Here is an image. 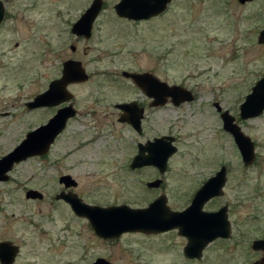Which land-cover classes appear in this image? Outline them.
Wrapping results in <instances>:
<instances>
[{"label": "rangeland", "instance_id": "rangeland-1", "mask_svg": "<svg viewBox=\"0 0 264 264\" xmlns=\"http://www.w3.org/2000/svg\"><path fill=\"white\" fill-rule=\"evenodd\" d=\"M3 1L0 157L55 112L28 110L26 102L61 75L63 61L80 60L89 76L67 85L76 115L47 153L14 164L9 179L0 182V241L18 246L13 264H91L97 257L112 264L245 263L243 247L232 244L264 236V111L242 120L239 104L264 72V47L257 41L264 0H172L160 18L137 25L118 18L113 9L118 0H102L89 40L75 39L69 28L92 0ZM144 69L169 84L193 88L197 96L151 110L138 133L118 121L112 104L140 98L120 72ZM213 101L254 141L253 164L243 165ZM159 134L173 136L177 147L166 171L130 169L137 141ZM222 164L228 170L225 195L233 205L235 235L215 242L199 261H185L174 237L170 248L161 245L169 236L98 237L87 219L55 198L65 189L59 176L69 175L76 181L70 190L88 204L145 207L163 191L172 206L181 207ZM156 177L163 179L161 188L145 186ZM28 189L41 192L42 199H27Z\"/></svg>", "mask_w": 264, "mask_h": 264}, {"label": "water", "instance_id": "water-1", "mask_svg": "<svg viewBox=\"0 0 264 264\" xmlns=\"http://www.w3.org/2000/svg\"><path fill=\"white\" fill-rule=\"evenodd\" d=\"M244 2L246 0H239ZM170 0H119L114 4V11L118 16L128 18H147L165 10ZM102 6V0H92L90 6L81 14L72 26V32L79 35H89L90 27ZM3 6L0 1V21L3 17ZM259 43H264V28L257 36ZM123 75L130 77L143 91L153 97V104H163L166 96H171L174 104L192 99L190 91L180 85H168L150 73H134L124 71ZM87 74L79 61L66 60L63 62L62 75L53 80L48 90L38 94L33 101L27 102V108L41 105H55L61 101L69 100L71 94L66 90L69 82L84 81ZM162 92V96L160 93ZM124 113L120 121H127L138 130L140 110H135L133 104H120ZM264 110V74L251 87L239 105V117L248 119L256 117ZM75 114L72 104L59 109L46 123L28 131L24 138L8 153L0 157V182L9 179L8 172L13 165L33 156H42L47 153L55 137L62 131L68 118ZM222 127L229 132L236 144L241 161L245 166L251 165L255 159V146L249 135L245 134L235 121V117L228 110L220 114ZM139 131V130H138ZM173 138L162 136L148 142L146 146L138 144V152L130 164L131 169L142 165H154L160 172H164L168 158L176 152L177 148L172 143ZM144 151L147 154L144 155ZM59 183L64 187L75 186L76 181L69 175H61ZM160 179L148 181L147 187H156ZM226 181L225 165H222L213 175L208 177L196 190L191 203L181 211H173L165 204L164 195L154 198L146 207H130L126 204L118 205H91L83 202L76 193L60 191L56 199L67 202L73 212L87 218L94 233L104 239L118 237L128 231H161L178 226L180 233L187 235L189 243L195 247H186L190 257H199L204 245L219 236L229 234L228 221L224 208L215 212L202 209L203 204L211 197L221 195L222 187ZM27 199H42L41 192L28 189L25 192ZM226 227V232H225ZM198 243V245H197ZM253 248L264 249V239L253 241ZM18 252V246L9 240L0 241V264H13ZM92 264H110L105 258L98 257Z\"/></svg>", "mask_w": 264, "mask_h": 264}, {"label": "flooded vegetation", "instance_id": "flooded-vegetation-1", "mask_svg": "<svg viewBox=\"0 0 264 264\" xmlns=\"http://www.w3.org/2000/svg\"><path fill=\"white\" fill-rule=\"evenodd\" d=\"M1 2H2V6H3V17H2V19H1V21H0V26L2 25V22H3V20H4V18L6 17V15H7V12H6V8H5V1H3V0H0ZM119 1V0H118ZM172 0H170V2H171ZM252 1H254V0H246V1H244V2H240L239 0H238V2L239 3H241V4H245V3H249V2H252ZM92 2V1H91ZM91 2H90V4H91ZM169 2V3H170ZM169 3H167V5H166V8H167V6H168V4ZM89 4V5H90ZM89 5L85 8V10L89 7ZM102 5H103V2H102ZM113 7H114V5H113ZM165 8V9H166ZM101 9H102V6H101ZM101 9H100V11H99V13L97 14V17L93 20V22H92V24H91V27H90V31H89V35L88 36H85V35H79V34H77V33H74V32H72V26H73V24L78 20V18L81 16V14L84 12H81L80 14H79V16L74 20V21H72L71 22V24H70V28H69V32L72 34V36L75 38V39H77V40H89L90 38H92L93 37V35H94V32H95V22H96V20H97V18H98V15L100 14V12H101ZM114 9V8H113ZM163 12H164V10L163 11H161V12H159L158 14H155V15H151V16H149V17H147V18H141V19H135V18H128V17H121V16H118L116 13V15L118 16V18L119 19H121V20H124L125 22H128V23H130V24H134V25H137V24H140V23H143V22H147V21H151V20H153L154 18L156 19V18H160L161 17V15L163 14ZM263 28H264V26H263ZM262 28V29H263ZM261 30V29H260ZM259 30V31H260ZM259 33V32H258ZM257 36H258V34H257ZM259 43V42H258ZM261 46H263L264 47V43H259ZM69 48H70V50H72V51H75V46L74 45H70L69 46ZM66 60H75V61H79L80 62V64H81V66L83 67V69H84V66H83V64H82V62L80 61V60H78V59H76V58H68V59H66ZM65 60V61H66ZM65 61H63V62H65ZM63 62H62V66H63ZM85 70V69H84ZM124 71H128V72H134V73H150V74H152L153 76H155L156 78H158L160 81H163L162 79H160L159 77H157L152 71H150V70H136V71H129V70H121V72H120V74H121V76L125 79V80H128V82L135 88V90H137L138 91V93L141 95L140 96V98H132V99H129V100H123V101H121V102H114L113 104H112V106H114L115 107V109L118 111V115H119V117H118V121L119 122H124V123H127V124H129L132 128H134L133 126H132V124L131 123H129V122H127V121H120L119 120V118L121 117V115L124 113V111L120 108V104H130V103H132L133 104V108L135 109V110H137V111H139L140 110V117H139V128H138V130H136L135 128V130L138 132V133H140V132H142V130H143V128H144V126H143V123H144V121H146V118L147 117H149V113L151 112V110L152 111H155V110H158L159 108H162L163 106H165V105H172V106H174V107H177V106H180V105H182V104H184V103H186V102H191V101H193V100H195L196 99V93H195V90L193 89V88H191V87H187V86H185V85H182V84H176V83H173V84H169L168 82H167V84L168 85H180V86H182V87H184L186 90H188V91H190V95L192 96V99L191 100H189V101H183V102H181V103H179V104H174L173 102H172V98H171V96H166V101L163 103V104H159V103H157V104H153V97L152 96H149L145 91H143L136 83H134V81L130 78V77H128V76H125V75H123V72ZM86 72V71H85ZM87 74V73H86ZM264 74V72L262 73V75ZM61 75H62V68H61ZM61 75L59 76V77H57V78H54V79H52V80H50L49 82H48V84H47V86H46V88L42 91V92H39V93H37V94H35V95H33V97L30 99V100H28L27 102H31V101H33L34 100V98L38 95V94H41V93H43V92H45L46 90H48V88H49V85H50V83L53 81V80H56V79H59L60 77H61ZM261 75V76H262ZM87 76H88V74H87ZM89 77V76H88ZM88 77H87V79H88ZM86 79V80H87ZM259 79V78H258ZM257 79V80H258ZM256 80V81H257ZM85 81V80H84ZM255 81V82H256ZM77 82H81V81H77ZM166 82V81H165ZM69 83H75V82H69ZM68 83V84H69ZM67 84V85H68ZM255 84V83H254ZM253 84V85H254ZM67 85H66V87H67ZM252 85V86H253ZM251 86V87H252ZM66 90H67V88H66ZM68 91V90H67ZM69 92V91H68ZM70 93V92H69ZM71 94V93H70ZM160 95L162 96V92L160 93ZM71 98H72V94H71ZM71 98L69 99V100H65V101H61V102H59L58 104H55V105H41V106H37V107H33V108H28V110H32V111H35V110H39V109H49V108H55V112L53 113V115L52 116H54L56 113H57V111L59 110V109H62V108H64V107H66V106H68L69 104H72V102H71ZM213 106H214V108H215V111H216V113L219 115V117H220V114H221V112L223 111V109L221 108V106H220V104L217 102V101H213ZM72 108H74L73 107V104H72ZM74 110H75V114L73 115V116H71L70 118H68L67 119V121L69 120V119H71L72 117H74L75 115H76V109L74 108ZM52 116H50V117H48V119L46 120V122L52 117ZM259 116V115H258ZM258 116H256V117H258ZM256 117H252V118H256ZM221 118V117H220ZM252 118H248V119H252ZM248 119H242V120H248ZM67 121H66V123H65V126H66V124H67ZM45 122V123H46ZM237 122V121H236ZM42 124H44V123H42ZM42 124H40V125H42ZM65 126H64V128H65ZM63 128V129H64ZM63 129H62V131H63ZM61 131V132H62ZM60 132V133H61ZM59 133V134H60ZM58 134V135H59ZM57 135V136H58ZM56 136V137H57ZM162 136H168V137H172L173 138V140H172V143L174 142V140H175V138L173 137V136H170V135H165V134H159V135H155V136H153L151 139H148V138H146L145 140H144V142H141V141H137L138 143L136 144V152H135V154L132 156V158H131V160H130V162H129V164H128V166H129V168H130V164H131V162H132V160H133V157L137 154V152H138V144H141V145H143V146H146V144L150 141V142H152V141H154V139L155 138H159V137H162ZM56 137H55V139H56ZM55 139H54V141H55ZM54 141H53V143H54ZM52 143V144H53ZM51 144V145H52ZM177 148V147H176ZM177 151V150H176ZM147 154V151H144V155H146ZM174 154V153H173ZM36 157H38V156H36ZM169 159V158H168ZM167 162H168V160H167ZM253 164V163H252ZM223 165V164H222ZM222 165H220L219 166V168L222 166ZM147 166H151V167H153L154 169H156V171H158L159 173H164L165 171H166V169H165V171L164 172H160L159 170H158V168L157 167H155L154 165H142L141 167H138V168H135V169H139V168H142V167H147ZM166 168H167V164H166ZM218 168V169H219ZM131 169V168H130ZM135 169H132V170H135ZM225 169H226V181H225V183H224V185H223V187H222V193H221V195H218V196H213V197H211V198H209L204 204H203V206H202V209L204 210V211H207V212H215V211H217L218 209H220V208H224V211H225V213H226V217H227V221H228V226H227V229H228V232H229V234L228 235H226V236H219V237H216V238H214V239H212V240H210V241H208L205 245H204V247L201 249V252H200V256L199 257H190L187 253H186V247L188 246V247H192L194 244H192V243H189V240H190V238L187 236V235H184V234H182V233H180V230H179V227L178 226H175V227H170V228H167V229H163V230H161V231H156V232H154V231H150V232H143V231H128V233H138V234H141V235H152V236H160V237H167V236H169V238H167V239H164V241L165 242H163L161 245L164 247V248H170L171 246H172V243H171V241H170V237H174V238H177L178 240H179V242L180 243H178V246L180 247V254H181V257L185 260V261H199V260H201V258H203L204 257V252L210 247V246H213V244L215 243V242H219V243H226L227 241H230L233 237H234V233H235V225L237 224L236 223V221L234 220V219H232V217H231V214H232V210H233V205L226 199V195H225V188H226V183H227V173H228V170H227V166H225ZM217 171V170H216ZM215 171V172H216ZM214 172V173H215ZM213 175V174H212ZM60 177V176H59ZM210 177V176H209ZM208 178V177H207ZM206 178V179H207ZM156 179H160L161 181H160V183H159V185L158 186H156V187H148V188H161V186L163 185V179L162 178H160V177H156V178H154V179H152V180H150V181H153V180H156ZM205 179V180H206ZM204 180V181H205ZM203 181V182H204ZM148 181H146L145 182V186L147 187V185H146V183H147ZM202 182V183H203ZM202 183H201V185H202ZM200 185V186H201ZM199 186V187H200ZM73 186H70V187H64L65 189L64 190H60V191H64V192H68V191H71L70 190V188H72ZM198 187V188H199ZM197 188V189H198ZM196 189V190H197ZM196 190L193 192V194L191 195V197H190V200H189V203H187V204H185V205H183V206H181V207H174V206H172L171 204H170V202H169V200H168V198H167V195L162 191V192H160L159 193V195H157L156 197H158V196H160V195H164L165 196V199H166V202H165V204L168 206V208L170 209V210H173V211H181V210H183V209H185L186 207H188L189 205H190V203H191V200H192V198H193V196H194V193L196 192ZM59 191V192H60ZM71 192H73V191H71ZM78 196V195H77ZM79 197V196H78ZM155 197V198H156ZM80 198V197H79ZM222 198H224V200L223 201H221V199ZM81 199V198H80ZM59 200H62V199H59ZM82 200V199H81ZM62 201H64V200H62ZM65 202V201H64ZM84 202V201H83ZM66 204H68L67 202H65ZM68 206L70 207V205L68 204ZM70 209H71V207H70ZM71 211H72V213L73 214H75L74 212H73V210L71 209ZM76 215V214H75ZM76 216H78V215H76ZM78 217H81V216H78ZM82 218H85V217H82ZM85 219H87V218H85ZM88 221V220H87ZM89 223V222H88ZM90 225V224H89ZM91 227V226H90ZM92 228V227H91ZM93 230V229H92ZM94 232V231H93ZM225 232H226V227H225ZM124 233H127V232H124ZM257 239H264V236H262V237H253V238H251V239H247V240H245V239H241L240 240V243H234V244H232V246H235V247H237V246H242L243 247V250L245 251V253H244V255H246V257H247V260L245 261V263H243V264H264V249H255V248H253V241L254 240H257ZM197 245H198V243H197ZM193 247H195V246H193ZM98 258V257H97ZM107 261H109V260H107ZM94 262V261H93ZM110 262V261H109ZM92 264V263H91ZM110 264H112L111 262H110Z\"/></svg>", "mask_w": 264, "mask_h": 264}]
</instances>
